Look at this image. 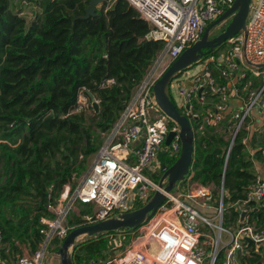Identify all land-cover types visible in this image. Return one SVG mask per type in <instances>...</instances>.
<instances>
[{
  "label": "built area",
  "instance_id": "obj_1",
  "mask_svg": "<svg viewBox=\"0 0 264 264\" xmlns=\"http://www.w3.org/2000/svg\"><path fill=\"white\" fill-rule=\"evenodd\" d=\"M126 1L150 26L145 38L161 41L162 46L112 126L101 133V144L87 168L72 173L58 195H48L47 214L39 217L37 248L17 254L12 264H43L53 243L61 242L73 227L118 217L137 209L138 204L145 205L156 190L163 191L145 171L154 173L160 167L159 152L170 158L180 154V126L160 109L153 86L234 0ZM227 43L218 54L174 74L166 92L175 95L174 105L188 118L194 139L206 125L222 128L229 141L225 166L235 141L243 145L253 166L243 195L232 198L229 194L226 199L220 187L215 201L211 187L192 180L188 173L185 183L163 191L164 201L138 228L117 231L137 230L127 244L113 239L114 233L113 252L104 261L90 258L81 264H264V142L259 144L255 135L264 128V0L250 1L245 28ZM179 73L182 77L177 78ZM84 90L80 89L72 112L80 111V98L87 100L90 108L93 101L98 102L95 97L88 99ZM169 131L175 134L165 144ZM211 201L213 215H201L198 207ZM80 204L87 205L83 214ZM72 211L79 216L74 224L66 222ZM224 212L228 227L223 226ZM1 248L0 231V264H9L2 258Z\"/></svg>",
  "mask_w": 264,
  "mask_h": 264
},
{
  "label": "trees",
  "instance_id": "obj_2",
  "mask_svg": "<svg viewBox=\"0 0 264 264\" xmlns=\"http://www.w3.org/2000/svg\"><path fill=\"white\" fill-rule=\"evenodd\" d=\"M88 2L36 0L38 9L27 20L9 0H0V231L1 256L9 264L21 254L20 245L37 248L48 195H58L72 173L87 168L101 133L112 126L162 46L145 38L150 26L128 1L103 0L96 15L82 18ZM223 43L203 57L221 52ZM81 88L88 99L90 93L98 100L92 117L72 112ZM228 143L223 131L204 126L195 134L189 174L215 195L223 184L224 192L237 198L253 166L239 140L225 166ZM117 231L75 242L73 264L104 261Z\"/></svg>",
  "mask_w": 264,
  "mask_h": 264
},
{
  "label": "water",
  "instance_id": "obj_3",
  "mask_svg": "<svg viewBox=\"0 0 264 264\" xmlns=\"http://www.w3.org/2000/svg\"><path fill=\"white\" fill-rule=\"evenodd\" d=\"M251 0H234L231 7L227 8L217 19L205 27L201 37L191 46L184 49L174 62L167 68L163 75L153 86L155 100L160 109L180 126L179 137L181 141V151L178 158L170 166L164 162L160 163L164 170L159 187L164 192L174 189L177 182L183 181L188 175L194 154V133L187 117L181 115L166 92L169 79L177 72L198 62L204 54L210 53L215 47L231 38L234 34L245 28V21L249 12ZM103 0H89L82 18H88L97 14V5ZM228 20L223 31L216 36L209 38L210 29L220 22ZM93 98V94H90ZM95 112L98 110V103L93 101ZM174 131H169L165 144H169ZM223 188V184L221 185ZM161 190H156L151 199L143 206L129 212L120 214L118 217H111L106 220L91 224H83L73 227L62 239L61 246L57 250L60 257V264H73L69 249L74 245L75 240L80 235L86 234L88 237L96 236L102 232H110L123 228L131 231L138 228L147 217L151 216L156 208L164 201L165 194ZM249 240V239H247Z\"/></svg>",
  "mask_w": 264,
  "mask_h": 264
},
{
  "label": "rangeland",
  "instance_id": "obj_4",
  "mask_svg": "<svg viewBox=\"0 0 264 264\" xmlns=\"http://www.w3.org/2000/svg\"><path fill=\"white\" fill-rule=\"evenodd\" d=\"M9 1H10L11 8L13 10L20 11V13L23 16H25L27 19H30L33 16L34 12L38 9L37 5L35 3L36 0H9ZM100 5H101V3L97 5V8ZM227 21L228 20H224V21L220 22L219 24L213 26L210 29V31H209V36L218 34L221 31V29L226 25ZM227 46H228V43L225 41V45H224L222 50H224ZM180 77H182V73H179V75L177 76V78H180ZM173 79L174 78H171L169 83H171ZM171 95L173 96V98L175 100V97H174L175 95L172 92H171ZM79 101H80V106H81L80 110L82 112H84L87 116H91L92 115V111H91V108H90V103L87 100H85L84 98H80ZM91 117H89V121H92V124L95 125L94 117L93 118H91ZM216 128L218 130L222 129V128H219V127H216ZM255 135L257 137V141H258L259 144L264 142V128L262 126L257 131H255ZM78 140H79V143H84L85 142L84 139H78ZM91 155L88 156V158H87V164H89V161L91 159ZM79 159H82V155L79 156ZM157 160H158L159 164L161 162H164V163L168 164L171 161V158L168 156V154L163 153V152H159L157 154ZM163 172H164V170H162L160 167H158V168H156L154 173H152L150 171V169H147L145 171V174L150 179H152L154 182L159 183ZM2 182H3V180H0V183H2ZM183 182L184 181H180L179 183H183ZM177 184H178V182H177ZM184 186H185V184L181 185V189L184 188ZM225 193H226V199H228L229 198L228 191L225 190ZM225 193H224V195H225ZM217 194L215 195L213 193V195L215 196V201L219 198V197H217L218 196ZM224 204H225V200H224ZM86 206L87 205H85V204H80L79 205V209L81 210L82 214L86 211L84 209V207L86 208ZM213 207H214V201H211V202H207V204L205 206H203V207H198V210H199L201 215L212 216L213 215L212 214ZM78 220H79V216L74 211L70 212V214L66 218V222L67 223H71V224L76 223ZM227 220H228V214L224 212V216H223V226L224 227H228ZM215 222H218V219ZM229 228L232 230L231 227H229ZM136 233H137V230L134 231V232H125V233H122V234H119V232H116L112 237H113V239H120V240L123 241L125 237H132ZM87 237H88V235H86V234L80 235L79 237L76 238L75 242L81 241V240H83V239H85ZM223 240H225V236H223ZM58 242L59 241H55L53 243V246L49 249V252L45 256V260H44L43 264H60V257L57 254V250L60 248L61 243L59 244ZM123 244H124V242H123ZM71 250H72V247L69 249V251H71ZM71 252H69L70 253V257H71Z\"/></svg>",
  "mask_w": 264,
  "mask_h": 264
},
{
  "label": "crops",
  "instance_id": "obj_5",
  "mask_svg": "<svg viewBox=\"0 0 264 264\" xmlns=\"http://www.w3.org/2000/svg\"><path fill=\"white\" fill-rule=\"evenodd\" d=\"M27 20H30V19H27ZM232 105H236L235 102L232 103ZM21 247V254H25V253H30L31 251L25 246V245H20Z\"/></svg>",
  "mask_w": 264,
  "mask_h": 264
},
{
  "label": "flooded vegetation",
  "instance_id": "obj_6",
  "mask_svg": "<svg viewBox=\"0 0 264 264\" xmlns=\"http://www.w3.org/2000/svg\"><path fill=\"white\" fill-rule=\"evenodd\" d=\"M225 28V27H224ZM221 31H223V30H221ZM220 31V32H221ZM217 34H215V35H211V36H209V38H212V37H214V36H216ZM203 58V57H202Z\"/></svg>",
  "mask_w": 264,
  "mask_h": 264
}]
</instances>
